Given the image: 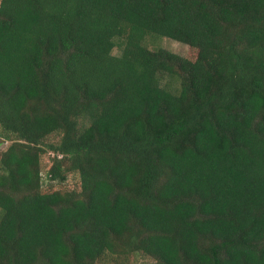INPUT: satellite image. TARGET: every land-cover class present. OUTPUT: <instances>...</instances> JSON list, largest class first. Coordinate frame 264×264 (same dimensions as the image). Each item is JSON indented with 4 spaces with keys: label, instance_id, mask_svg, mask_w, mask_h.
Instances as JSON below:
<instances>
[{
    "label": "trees",
    "instance_id": "16d2710c",
    "mask_svg": "<svg viewBox=\"0 0 264 264\" xmlns=\"http://www.w3.org/2000/svg\"><path fill=\"white\" fill-rule=\"evenodd\" d=\"M0 138V264H264V0H0Z\"/></svg>",
    "mask_w": 264,
    "mask_h": 264
},
{
    "label": "rangeland",
    "instance_id": "374dc122",
    "mask_svg": "<svg viewBox=\"0 0 264 264\" xmlns=\"http://www.w3.org/2000/svg\"><path fill=\"white\" fill-rule=\"evenodd\" d=\"M161 44L164 48L168 49L171 52H174L182 56H187L189 59H194V54H195L194 51L185 45L167 39H163ZM7 144L8 142H4V143L0 142V152L6 148ZM49 155L51 154H47L41 157V171H42L41 173L44 180L46 177V172L49 167V157H50ZM75 181L76 179L71 178L70 181H68L65 185L74 184ZM47 187H48L47 184H45L43 186V189L46 190ZM53 188L56 190L57 189L61 190L62 188H64V186L54 185ZM149 262H150L149 259L146 258L144 259L141 256L137 255V256H132L131 258L117 259V263L113 262V264H149Z\"/></svg>",
    "mask_w": 264,
    "mask_h": 264
},
{
    "label": "water",
    "instance_id": "95a60500",
    "mask_svg": "<svg viewBox=\"0 0 264 264\" xmlns=\"http://www.w3.org/2000/svg\"><path fill=\"white\" fill-rule=\"evenodd\" d=\"M0 142H1V143H4V142H5V140H4V139H2V138H0Z\"/></svg>",
    "mask_w": 264,
    "mask_h": 264
}]
</instances>
